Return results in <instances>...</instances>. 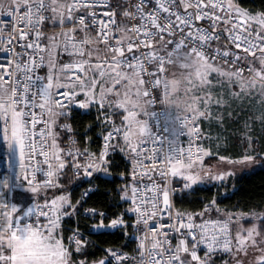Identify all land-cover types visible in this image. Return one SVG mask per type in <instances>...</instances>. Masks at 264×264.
<instances>
[{"label":"snow or ice","instance_id":"obj_1","mask_svg":"<svg viewBox=\"0 0 264 264\" xmlns=\"http://www.w3.org/2000/svg\"><path fill=\"white\" fill-rule=\"evenodd\" d=\"M0 145V264H264V0H0Z\"/></svg>","mask_w":264,"mask_h":264},{"label":"trees","instance_id":"obj_2","mask_svg":"<svg viewBox=\"0 0 264 264\" xmlns=\"http://www.w3.org/2000/svg\"><path fill=\"white\" fill-rule=\"evenodd\" d=\"M243 3L254 8L261 6V0H243ZM242 187L243 190L234 199L225 201L223 206L231 207L237 201H249L257 204L264 199V172H259L250 178H246L242 182ZM93 239H96V237H93Z\"/></svg>","mask_w":264,"mask_h":264},{"label":"clouds","instance_id":"obj_3","mask_svg":"<svg viewBox=\"0 0 264 264\" xmlns=\"http://www.w3.org/2000/svg\"><path fill=\"white\" fill-rule=\"evenodd\" d=\"M0 209H7V205L4 204L3 202H0ZM0 215L7 217L8 215H10V213L8 211H4L3 213H0ZM10 226H11V222L8 221L3 227V229H0V239H5V240L7 239V234L10 229Z\"/></svg>","mask_w":264,"mask_h":264},{"label":"built area","instance_id":"obj_4","mask_svg":"<svg viewBox=\"0 0 264 264\" xmlns=\"http://www.w3.org/2000/svg\"><path fill=\"white\" fill-rule=\"evenodd\" d=\"M3 152V146L0 145V153ZM7 165L4 161H0V171H3L4 169H6Z\"/></svg>","mask_w":264,"mask_h":264}]
</instances>
